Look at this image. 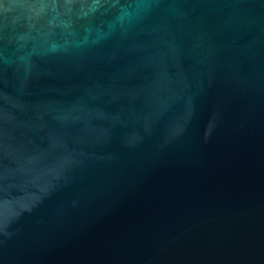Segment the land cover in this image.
<instances>
[{
	"label": "water",
	"instance_id": "water-1",
	"mask_svg": "<svg viewBox=\"0 0 264 264\" xmlns=\"http://www.w3.org/2000/svg\"><path fill=\"white\" fill-rule=\"evenodd\" d=\"M0 264H264V0H0Z\"/></svg>",
	"mask_w": 264,
	"mask_h": 264
}]
</instances>
